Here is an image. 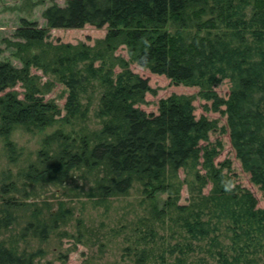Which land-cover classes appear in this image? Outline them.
<instances>
[{"label":"trees","instance_id":"trees-1","mask_svg":"<svg viewBox=\"0 0 264 264\" xmlns=\"http://www.w3.org/2000/svg\"><path fill=\"white\" fill-rule=\"evenodd\" d=\"M252 3L253 14L248 19L244 12ZM43 17L47 27L25 21L16 37L35 43L45 41L53 28L108 26L110 45L122 40L132 59L153 74L176 84L203 87L205 79L210 84L218 76L230 80L228 100L219 99L212 89L207 90V97L215 101L216 110L226 105L233 148L252 182L264 191V0H68L65 6L46 8ZM170 24L194 27L197 34L188 41L183 35H172ZM235 37L242 40L239 46L232 45L230 39ZM65 50L60 47L58 51L68 55ZM72 57L67 60L88 62L90 52L83 48ZM76 76L64 79L70 89L66 110L71 116H76L80 106L81 79ZM31 77L28 66L17 68L0 61V93L5 92L0 96V135L8 136L19 125L47 126L58 113L57 105L39 94ZM20 82L31 86L24 98L10 90ZM105 82L107 90L98 113L104 124L95 142L85 137L75 145L66 139L57 157L41 154L44 166H31L25 178L48 183L77 168L104 167L109 176L102 187L106 197L127 193L136 180L154 202L157 193H166L164 207L154 205L153 219L173 223L183 241L172 243L159 236L155 224L150 225L136 247L125 250L133 264H264V209L257 208L250 190L222 187L192 197L191 203L184 205L167 181L170 173L199 159L200 144L216 128L214 122L198 119L192 104L177 97L163 100L157 114L138 108L137 102L151 89L147 79L131 71L121 73L117 81L111 78ZM216 151L204 148L206 163H211ZM215 179L224 186L220 172ZM15 190V183L0 187L4 197ZM3 203L6 216L0 219V230L13 224L10 210L22 206L14 198H4ZM32 224L26 231L34 236L48 231ZM0 264L35 263L32 257L0 245Z\"/></svg>","mask_w":264,"mask_h":264},{"label":"rangeland","instance_id":"rangeland-1","mask_svg":"<svg viewBox=\"0 0 264 264\" xmlns=\"http://www.w3.org/2000/svg\"><path fill=\"white\" fill-rule=\"evenodd\" d=\"M67 1L0 0V61L17 68L28 66L32 84L39 94L55 103L59 110L47 126L19 125L8 136L0 135V187L11 183L17 186L9 196L4 197L0 193V219L6 216L3 212L4 198H14L22 203L18 209L10 210L15 220L11 226L0 230V245L32 257L35 264H133L125 250L135 248L138 238L150 225L155 224L159 236L172 243L183 241L173 223L153 219L154 205L162 209L168 195L159 192L154 202L146 197L144 186L138 180L127 193L106 197L102 187L108 183L109 176L104 167L77 168L48 183H32L25 178L31 166H44L41 154L57 157L67 143L66 139L75 145L85 137L91 143L95 142L104 124L98 113L102 95L107 90L105 81L111 78L117 81L125 71L149 81L151 90L137 102L138 108L157 114L163 100L177 97L192 104L198 119L206 117L215 124L216 128L210 131L208 140L200 144L199 159L168 175V183L179 193L180 204L189 205L192 197L209 195L214 189L240 186L256 197L257 208L264 209V191L252 182L231 143L224 112L226 105L222 104L216 110L215 101L207 97V90L212 89L219 99L228 100L232 87L230 80L218 76L210 84L205 79L203 87L176 84L166 76L153 74L132 59L122 40L110 45L106 40L110 30L108 26L53 28L48 30L49 36L45 41L35 43L16 37L25 21L47 27L43 17L46 8L54 4L65 6ZM244 13L248 19L251 17L253 3ZM169 30L172 35H183L188 41L197 34L191 26L182 29L170 24ZM216 32L222 34L221 31ZM200 35L204 36L205 32ZM246 37L250 43L251 39ZM230 40L233 46H239V41H242L240 37ZM60 47L66 48L68 55L58 51ZM83 48L90 52L88 62L67 60L73 59L72 54ZM71 74L81 79L80 106L76 116L69 115L66 110L70 89L64 84V79ZM30 87V84L27 86L20 82L10 90L24 98ZM3 94L5 92L0 96ZM207 146L217 149L211 163H206L203 153ZM218 172L225 177L224 186L215 179ZM30 223L48 231L43 236H34L33 232L26 231ZM224 232L222 229V239ZM158 241L161 242L160 239Z\"/></svg>","mask_w":264,"mask_h":264}]
</instances>
